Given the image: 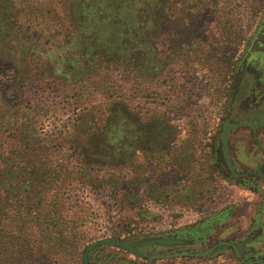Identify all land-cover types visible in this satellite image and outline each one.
Here are the masks:
<instances>
[{
  "label": "rangeland",
  "instance_id": "obj_1",
  "mask_svg": "<svg viewBox=\"0 0 264 264\" xmlns=\"http://www.w3.org/2000/svg\"><path fill=\"white\" fill-rule=\"evenodd\" d=\"M21 1L0 0L5 53L33 11L28 36L59 34L52 63L68 80L0 91V264H264V0H181L179 30L163 16L143 56L83 81L67 13L101 0ZM6 100L31 108V128L3 117ZM124 112L116 155L97 131Z\"/></svg>",
  "mask_w": 264,
  "mask_h": 264
},
{
  "label": "trees",
  "instance_id": "obj_2",
  "mask_svg": "<svg viewBox=\"0 0 264 264\" xmlns=\"http://www.w3.org/2000/svg\"><path fill=\"white\" fill-rule=\"evenodd\" d=\"M25 1L26 0H22L20 3ZM180 1L181 0H114L115 4L113 5V8L116 9L117 12L112 19L103 16L105 12L104 6L107 4L104 0L98 1V4L96 3L97 7L94 11L87 12L86 9H81L77 11L74 10V14L71 11L67 13V17L71 24L70 27L72 28V38L70 37V39L72 40L78 37L80 39L78 45L81 54L80 62L82 63V57L86 56L88 59V67L82 72L76 71L77 69H71V71L74 72L71 76L76 78L77 81L78 79L79 81H83V78L85 77L88 80L92 77L98 79L101 78L104 71L109 69L111 64H114L116 67L128 66L130 60L127 56L130 52L136 51L138 57L143 56L145 50L148 49L146 40L150 37V33L152 34L153 32V35L158 34L162 28L164 29V26L167 23L169 24L168 32L173 34L176 30L175 25L179 22L176 15V6ZM183 1L184 0H182V2ZM187 1L188 5L192 0ZM150 6L153 7L150 8ZM25 7L28 9L31 6ZM25 9L22 8L20 13L26 11ZM32 13L33 11H28V15L24 19H19L18 15L16 17L18 32L16 40H18L19 49L12 55L10 53H5V49L8 44H10V42H7L10 35L6 34L4 39L1 37L2 32L6 33L8 28L0 25V75L2 74L3 78V80L0 78V91L3 90L2 87L6 88L5 86H8L7 88L11 89L16 88L19 83L33 81L37 83L39 89L47 83L58 84V88L59 85L62 86L63 83L68 80L67 77H65V70L62 71V69H55V64L52 63L54 43L50 38H57L59 34L54 36L50 35L49 37L47 36L39 41L28 36V31L32 25L38 23V19H30V17H28ZM169 13L170 20H167V23H164L163 21H165V19L163 16ZM182 14L184 17H190L188 12L182 11ZM93 16H99V18L95 19ZM89 19L98 21L94 25H91ZM76 21H78L77 29L75 28L74 23ZM88 36L93 38L91 43L86 42ZM25 43H28V46H25ZM18 56L19 59L15 61ZM15 64H17V67H15ZM8 65L10 66L8 67ZM144 65L140 63L139 67ZM102 67H104L103 71H101ZM10 75L12 77H10ZM5 76L8 78L7 81L4 79ZM3 104L2 111L4 113V118L26 119V122L28 123L27 128L32 127L33 119L29 120V114L24 111L27 110L30 112L31 108L25 107L26 104L23 101L18 105H12L11 102L6 100L3 101ZM79 108L82 107L77 106L75 111H78ZM81 110L86 111L87 109L82 108ZM124 110L127 112L126 109ZM128 115H126L125 112L121 116L119 115V117H117V115H110L106 120L107 122H105V126L97 131L99 137H101L105 143L113 146L112 149H114L116 155L124 151L121 146H126L127 149V146H129L128 130L126 128V124L128 123L127 118H129ZM117 119H119V122L121 121V124L116 122ZM235 126V124H230L229 129H232ZM26 138H28V136H25L23 141H25ZM13 140L14 139H12V141ZM26 142L27 140L25 143ZM29 143H31L30 140L26 145L29 146ZM20 144L19 139H17L14 140V143H9L8 146L10 148L14 147L18 149L19 147H24L23 144ZM127 149H125V151Z\"/></svg>",
  "mask_w": 264,
  "mask_h": 264
}]
</instances>
